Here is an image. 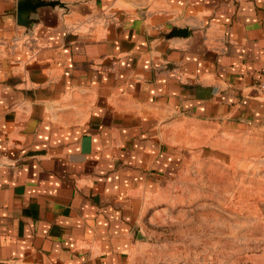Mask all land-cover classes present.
<instances>
[{
    "label": "crops",
    "instance_id": "crops-1",
    "mask_svg": "<svg viewBox=\"0 0 264 264\" xmlns=\"http://www.w3.org/2000/svg\"><path fill=\"white\" fill-rule=\"evenodd\" d=\"M20 1L0 0V264H127L208 149L264 186V0Z\"/></svg>",
    "mask_w": 264,
    "mask_h": 264
},
{
    "label": "rangeland",
    "instance_id": "rangeland-1",
    "mask_svg": "<svg viewBox=\"0 0 264 264\" xmlns=\"http://www.w3.org/2000/svg\"><path fill=\"white\" fill-rule=\"evenodd\" d=\"M241 158L216 164L209 149L193 158L127 264H264V186Z\"/></svg>",
    "mask_w": 264,
    "mask_h": 264
},
{
    "label": "water",
    "instance_id": "water-1",
    "mask_svg": "<svg viewBox=\"0 0 264 264\" xmlns=\"http://www.w3.org/2000/svg\"><path fill=\"white\" fill-rule=\"evenodd\" d=\"M44 4L45 2L39 0H21L17 5V16L20 19L21 13L25 10L34 9Z\"/></svg>",
    "mask_w": 264,
    "mask_h": 264
},
{
    "label": "built area",
    "instance_id": "built-area-1",
    "mask_svg": "<svg viewBox=\"0 0 264 264\" xmlns=\"http://www.w3.org/2000/svg\"><path fill=\"white\" fill-rule=\"evenodd\" d=\"M260 81L258 83V87L264 91V66L262 67L261 71H260Z\"/></svg>",
    "mask_w": 264,
    "mask_h": 264
}]
</instances>
